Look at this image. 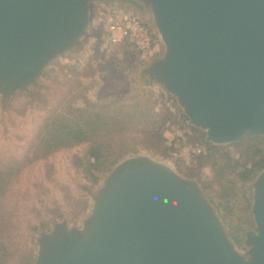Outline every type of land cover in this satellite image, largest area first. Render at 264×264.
I'll return each mask as SVG.
<instances>
[{
    "label": "water",
    "instance_id": "95a60500",
    "mask_svg": "<svg viewBox=\"0 0 264 264\" xmlns=\"http://www.w3.org/2000/svg\"><path fill=\"white\" fill-rule=\"evenodd\" d=\"M150 14L162 53L151 79L215 144L264 136V0H0V95L30 89L91 30L92 8ZM256 230L238 249L200 183L147 154L119 161L82 226L38 237L33 264H264V168L253 181Z\"/></svg>",
    "mask_w": 264,
    "mask_h": 264
},
{
    "label": "rangeland",
    "instance_id": "374dc122",
    "mask_svg": "<svg viewBox=\"0 0 264 264\" xmlns=\"http://www.w3.org/2000/svg\"><path fill=\"white\" fill-rule=\"evenodd\" d=\"M120 4L136 12L153 28L152 18L143 7L128 2ZM99 6L92 8L94 19ZM162 51L160 43L158 53ZM151 57L142 58L131 46L103 47L95 20L75 49L53 61L30 89L18 91L11 97L0 95V234L3 244L0 253L3 264H33L39 235L50 232L59 221L82 226L92 211L93 195L110 171L119 161L139 154L166 162L180 174L197 180L238 249L242 252L248 249L244 243L247 233L256 230L251 210L253 181L260 170L249 182L243 183L228 167L224 173H220L219 168L226 166L227 154L246 162L248 157L242 150L247 142L240 146L235 143L241 140L215 144L206 139L203 130L194 127V131L189 118L183 116L186 114L177 98L151 79L147 68ZM3 98L7 100L3 102ZM110 98L121 100L126 111L133 115L126 117L127 123L133 122L128 124L131 129L115 134L116 140L121 134L132 135L137 145L140 143L139 151L118 160L101 174L97 184L89 179L83 159L88 142L30 160V147L50 117L63 114L75 118L77 111ZM114 104L111 103L112 108ZM148 108L152 113L149 117L145 112ZM157 116L163 117L165 124L149 133ZM179 135L184 137L180 144L170 145L169 138ZM163 145L170 149L165 151ZM197 145L206 147V152L195 154L192 149ZM214 146L222 148L216 153ZM10 173L15 176L9 177ZM58 211L63 214L59 215Z\"/></svg>",
    "mask_w": 264,
    "mask_h": 264
},
{
    "label": "trees",
    "instance_id": "16d2710c",
    "mask_svg": "<svg viewBox=\"0 0 264 264\" xmlns=\"http://www.w3.org/2000/svg\"><path fill=\"white\" fill-rule=\"evenodd\" d=\"M153 32L158 44L155 52L157 53L160 50V43L154 30ZM142 85L144 86V83ZM6 100L4 98L2 99L3 102ZM120 101H114L110 98L103 103L93 102L88 108L77 111L78 114L75 118H70L63 114L50 117L43 131L37 136L30 147V160L44 157L60 148L88 142L87 153L83 159L85 160L89 179L94 184H97L101 174L107 172L118 160L130 153L139 151L138 145L140 143L137 145L132 135L127 137L121 134L117 140L114 136L117 133L130 130L131 127L128 124H133V122L127 123L126 117L133 115L126 111L124 104ZM111 103H115V108L111 107ZM150 104L152 106L151 100ZM145 112L148 117L152 115L150 108L145 109ZM183 116L188 119L186 115L183 114ZM165 121L163 117L160 118L157 116V119L153 122L154 127L149 133H154L159 130L164 126ZM132 128L134 129V127ZM192 129L194 131L196 130L194 127ZM163 139H165L164 135ZM245 141L247 144L243 147L244 149L242 151L246 154L248 160L241 162L239 159L230 157L227 154L228 162L226 166L223 164L219 167L220 173H224L228 167L231 172L238 175L243 183L249 182L258 170L264 168V136L247 133L240 142L235 144L240 146ZM163 148L166 151V148L169 147L166 145L164 147L163 145ZM214 148L217 153L222 147L214 146ZM10 174L11 176L9 177L11 178L15 176L14 173ZM57 213L59 215L63 214L60 211ZM2 247L3 244L0 234V249ZM3 261V255L0 253V263L3 264Z\"/></svg>",
    "mask_w": 264,
    "mask_h": 264
},
{
    "label": "built area",
    "instance_id": "2783aa9c",
    "mask_svg": "<svg viewBox=\"0 0 264 264\" xmlns=\"http://www.w3.org/2000/svg\"><path fill=\"white\" fill-rule=\"evenodd\" d=\"M98 8L96 20L99 38L105 48L131 46L142 58H149L158 46L150 25L136 12L125 8L122 4H103ZM100 27V28H99ZM182 135L170 137L169 144L178 146ZM195 154L206 152V147H193Z\"/></svg>",
    "mask_w": 264,
    "mask_h": 264
},
{
    "label": "crops",
    "instance_id": "0c3cea01",
    "mask_svg": "<svg viewBox=\"0 0 264 264\" xmlns=\"http://www.w3.org/2000/svg\"><path fill=\"white\" fill-rule=\"evenodd\" d=\"M122 47V46H121Z\"/></svg>",
    "mask_w": 264,
    "mask_h": 264
}]
</instances>
